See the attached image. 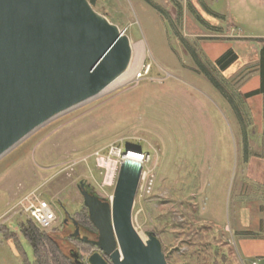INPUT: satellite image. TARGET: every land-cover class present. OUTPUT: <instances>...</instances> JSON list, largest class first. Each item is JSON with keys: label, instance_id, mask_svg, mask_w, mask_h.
Instances as JSON below:
<instances>
[{"label": "rangeland", "instance_id": "obj_1", "mask_svg": "<svg viewBox=\"0 0 264 264\" xmlns=\"http://www.w3.org/2000/svg\"><path fill=\"white\" fill-rule=\"evenodd\" d=\"M192 2L94 0L129 36L131 65L135 45L144 43L141 68L149 72L53 118L0 158V264H24L19 246L40 264L21 232L30 218L15 208L35 190L59 217L55 228L39 230L64 237L59 254L42 238L38 260L90 264L98 248L69 240L74 226L62 219L75 217L93 239L80 184L109 200L117 177L101 187L104 175L92 159L74 162L118 138L158 161L153 194L136 193L133 224L144 241L150 233L159 238L167 264H249L238 232L248 217L264 215V43L248 37L247 10L234 32L224 0ZM249 194L255 207L248 208Z\"/></svg>", "mask_w": 264, "mask_h": 264}, {"label": "water", "instance_id": "obj_2", "mask_svg": "<svg viewBox=\"0 0 264 264\" xmlns=\"http://www.w3.org/2000/svg\"><path fill=\"white\" fill-rule=\"evenodd\" d=\"M132 57L129 36L89 0H0V158L98 96ZM141 172L139 162L127 159L111 200L80 184L97 236H81L77 227L73 237L98 248L90 264H167L159 238L150 233L144 241L133 224Z\"/></svg>", "mask_w": 264, "mask_h": 264}, {"label": "built area", "instance_id": "obj_3", "mask_svg": "<svg viewBox=\"0 0 264 264\" xmlns=\"http://www.w3.org/2000/svg\"><path fill=\"white\" fill-rule=\"evenodd\" d=\"M235 31V29H233ZM149 72V68H141L135 75L134 80L145 78ZM127 138H118L114 141L94 149L90 153L84 154L75 163L88 164L89 159H92L95 167L104 175V180L101 187L110 186L115 183L121 165L127 160L132 159L142 165L141 177L137 189L138 198L150 197L154 192L155 179L157 174L158 161L153 160L151 152L142 151L126 146ZM131 155L136 156L135 158ZM108 164H112L114 170L111 175ZM36 190L25 195L16 204L24 210V213L42 230H50L55 228L59 223L58 214L50 201L43 199L36 194ZM109 200L113 195H108ZM91 255V254H90ZM105 257V256H104ZM108 260V257H105ZM250 264H260L257 259H252Z\"/></svg>", "mask_w": 264, "mask_h": 264}, {"label": "crops", "instance_id": "obj_4", "mask_svg": "<svg viewBox=\"0 0 264 264\" xmlns=\"http://www.w3.org/2000/svg\"><path fill=\"white\" fill-rule=\"evenodd\" d=\"M199 1V2H198ZM225 11H229L231 15L229 18L227 15L222 14L230 29H239L240 25L244 22L242 15L247 10L250 19L246 24L249 25V29L252 30V34H249L251 42L264 43V0H224ZM195 4L203 5V0H194ZM228 19V20H227ZM243 19V20H242ZM236 30V31H237ZM235 32V31H234ZM240 32V31H239ZM235 37V36H234ZM240 37V34L237 35ZM251 165L248 169V176L253 178L254 184L257 179V171L255 163H249ZM252 184V180L249 181ZM250 193V191H249ZM248 208L255 207V196L249 194ZM245 226L240 232V245L241 250L247 258L248 263L252 259H257L260 264H264V215L258 214L246 222H243ZM245 231V232H244Z\"/></svg>", "mask_w": 264, "mask_h": 264}, {"label": "trees", "instance_id": "obj_5", "mask_svg": "<svg viewBox=\"0 0 264 264\" xmlns=\"http://www.w3.org/2000/svg\"><path fill=\"white\" fill-rule=\"evenodd\" d=\"M90 2L94 6V0H90ZM235 57H236V55L233 54L232 58H235ZM39 229L40 228L34 222H32V220L30 219L28 221V224L25 223L23 225L21 232L25 236V238H27L29 240V242L32 244V246L34 248L35 257H36V260L38 261V263H40V264H53L54 261H49L48 259L47 260L49 262L38 260V251H39L37 248L38 243L41 241L42 238L47 239L51 243V245H53L56 248L57 252H56V250H55V252L59 254V252H60L59 241L61 242V244H63V238L64 237L61 236V237H58L55 239L50 234L43 233ZM3 232H4V236L8 239H10L14 236L13 232L7 231V228L5 230H3ZM240 232H238L239 235H240ZM96 235H97V233H96ZM68 239L69 240H75L76 242H79L82 246L90 247V249L96 248L93 244H91L89 242H84V241L79 240L77 238H72V237L68 236ZM19 250H21V255L24 259V264H32L33 262L29 261V259L26 257V252L22 249L21 246H19ZM62 255H61V257H62ZM55 262H56V260H55Z\"/></svg>", "mask_w": 264, "mask_h": 264}, {"label": "bare ground", "instance_id": "obj_6", "mask_svg": "<svg viewBox=\"0 0 264 264\" xmlns=\"http://www.w3.org/2000/svg\"><path fill=\"white\" fill-rule=\"evenodd\" d=\"M135 48H136L137 56H136V60L134 61V63L131 65V67H129V69L126 72H124L120 77H118L114 82H112L106 89H104L101 92V94L106 91L120 88L124 85L131 83L134 80L135 75L141 69V65L143 62V60H141V54L143 55L144 50H145L144 43L143 42L137 43L135 45ZM131 157L135 158L136 156L131 155ZM107 166L109 168V172L111 175L112 171L114 170V167L112 164H108Z\"/></svg>", "mask_w": 264, "mask_h": 264}, {"label": "flooded vegetation", "instance_id": "obj_7", "mask_svg": "<svg viewBox=\"0 0 264 264\" xmlns=\"http://www.w3.org/2000/svg\"><path fill=\"white\" fill-rule=\"evenodd\" d=\"M84 184V183H83ZM85 188L87 189V187L85 186ZM88 190V189H87ZM90 190V189H89ZM76 222H77V220L75 219V217H72V216H70L69 214H67V216L66 217H64L63 219H62V224L64 225V227L66 228V227H68V225L69 224H72L73 226H74V230H73V232H71V234H70V237H72V238H77V237H73V234L75 233V231H76V228L78 227L79 228V233H80V235L81 236H83L82 235V232H81V228H82V226L81 225H79V223L77 222V224H76ZM94 229V231H92ZM93 229H91L90 227H88L87 229H85L86 231H90V233L91 234H93V239H95L96 238V233H97V231L95 230V228H93ZM90 235V234H89ZM78 239V238H77ZM90 239V238H89Z\"/></svg>", "mask_w": 264, "mask_h": 264}]
</instances>
